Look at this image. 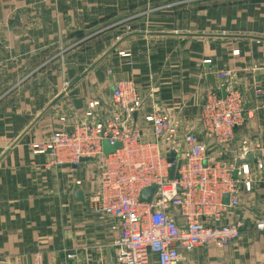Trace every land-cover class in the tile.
Returning <instances> with one entry per match:
<instances>
[{
  "label": "crops",
  "instance_id": "crops-1",
  "mask_svg": "<svg viewBox=\"0 0 264 264\" xmlns=\"http://www.w3.org/2000/svg\"><path fill=\"white\" fill-rule=\"evenodd\" d=\"M156 5L166 11L176 6L174 25L168 26L175 30L142 26L133 32L141 34L120 35L122 22ZM219 35L264 38V0H0V264H118V233L111 222L100 227L88 207V192L96 187L92 164L54 167L47 154L32 148L65 122L109 118L115 82L138 86L144 105L135 123L148 138L145 116H171L175 130L165 142L168 150L184 153L185 137L194 131L213 159L235 160L251 141L261 144L264 156V40ZM222 71L231 76L220 78ZM229 87L244 94L248 118L225 152L205 137L199 118L206 94L223 95ZM93 101L99 105L90 116ZM172 213L181 221L176 209ZM261 221L264 173L225 214L224 222L240 225V237L224 248L184 253L178 264H264Z\"/></svg>",
  "mask_w": 264,
  "mask_h": 264
},
{
  "label": "built area",
  "instance_id": "built-area-1",
  "mask_svg": "<svg viewBox=\"0 0 264 264\" xmlns=\"http://www.w3.org/2000/svg\"><path fill=\"white\" fill-rule=\"evenodd\" d=\"M229 76L230 72L222 73L223 78ZM112 93L109 118L95 123L65 122L63 129L32 148L37 154H47L54 167L76 170L86 160L92 164L96 187L88 192V207L100 227L111 222V229L118 233V264H178L184 253L209 245L224 248L238 239L240 225L224 222V217L228 209L239 206L242 190L251 192L257 177L263 175L261 144L246 142L235 160L213 159L207 144L192 131L185 137L184 153L182 148L168 150L165 142L175 130L171 116L161 111L145 116L152 131L148 138L135 123L144 105L136 83L115 82ZM98 105V101L90 102L87 114L93 116ZM247 118L245 96L238 88H227L225 96L209 91L199 128L229 152L236 129ZM104 141L111 146L121 143V147L106 153ZM250 150L256 153L254 161L242 162ZM171 151L176 152L174 162L168 160ZM179 159V178L171 179L169 170ZM82 184L76 181L77 186ZM152 185H157L153 198L142 201V191ZM257 229L264 230V221Z\"/></svg>",
  "mask_w": 264,
  "mask_h": 264
},
{
  "label": "water",
  "instance_id": "water-1",
  "mask_svg": "<svg viewBox=\"0 0 264 264\" xmlns=\"http://www.w3.org/2000/svg\"><path fill=\"white\" fill-rule=\"evenodd\" d=\"M136 34H141V33H132L129 36L136 35ZM153 34L169 35L171 33L156 32V33H153ZM184 35L201 36V35H198V34H184ZM219 36H225V37L228 36V37H236V38H252V39H258V40H264V38H262V37H256V36H244V35L243 36H241V35H219ZM116 47H114L113 49H115ZM97 64H98V62L95 63V64H93L87 71H85L80 76H78L77 78H75L68 85V87L66 89V92L61 93L58 97H56L49 104L48 109L51 108V107H53L58 101H60L66 95V93L68 91H70L71 89H73L81 80H83L84 78H86L88 76V74L90 73V71H92L96 67ZM223 95L224 96L226 95V89H224ZM120 147H121V143H117L115 146H111L108 141H104V150H105L106 153H112V152H114L115 149H118ZM175 159H176V152L175 151H171L168 154V160H169V162H174ZM253 160H254V155L252 153H250L249 155H247V158L244 161H242V162H244V163L245 162L246 163H251V162H253ZM181 164H182V160L179 159L177 165H173L170 168L169 172H170V178L171 179H174V178L178 179L179 178L177 169L180 168ZM235 175H236V173H235ZM156 189H157V185H152L151 187H148V188L144 189L142 191V194H141V200L142 201H150L153 198ZM179 191L180 192L182 191L181 188H179ZM77 197L83 199V193L82 192H79ZM226 199L228 200V196L226 197Z\"/></svg>",
  "mask_w": 264,
  "mask_h": 264
},
{
  "label": "rangeland",
  "instance_id": "rangeland-1",
  "mask_svg": "<svg viewBox=\"0 0 264 264\" xmlns=\"http://www.w3.org/2000/svg\"><path fill=\"white\" fill-rule=\"evenodd\" d=\"M246 1H250V0H246ZM158 6L159 5H156L155 7H152L148 10L146 9V10H143L141 12H137V13H135L134 17H132V19H129L127 21L122 22V24L124 25V29L122 28V30H119L120 35L121 34L131 35L135 30L143 29L142 26H145L144 29L149 30V31L175 30L173 27H168V26L174 25L173 9L176 6L175 5L172 6V8L168 9V11L161 10V8L157 9ZM169 13L172 14V17L169 15ZM131 20L132 21L134 20V26H133L132 22L130 23ZM129 37H132V36H128V38ZM236 52H239V51L238 50L234 51V54H237ZM122 53H124V52H122ZM223 72H225V71L220 72L219 76H220V78L227 80L231 76V73H230L229 77L223 78L222 77ZM120 81H122V80H120ZM70 83H68V85ZM68 85H67V87H68Z\"/></svg>",
  "mask_w": 264,
  "mask_h": 264
}]
</instances>
